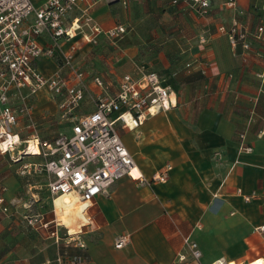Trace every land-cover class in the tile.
Returning <instances> with one entry per match:
<instances>
[{
    "label": "crops",
    "instance_id": "0c3cea01",
    "mask_svg": "<svg viewBox=\"0 0 264 264\" xmlns=\"http://www.w3.org/2000/svg\"><path fill=\"white\" fill-rule=\"evenodd\" d=\"M223 1L214 0L208 16H202L168 0L170 6L188 12L192 22L205 26L204 31L210 30L204 44L184 56L186 64L200 61L206 74L197 69L187 72L185 65L172 68L163 59L150 64L139 57L136 46L127 47L126 36L111 49L104 46L109 43L104 36L97 45L84 42L81 35L59 41L62 51L78 43V68L107 84L113 85L125 74L136 75L139 66L178 75L170 80L177 94L176 108L149 118L136 130H119L147 179L172 166L169 179L139 184L124 177L84 208L86 222L78 227L80 231L70 233L85 242L86 264H252L264 260V233L257 230L264 225V0H237V9L226 8ZM117 5L123 4L99 2L91 15L102 28H112L117 24L112 8ZM79 14L73 12L70 20ZM235 22L248 31L249 49L241 42L231 45L227 32ZM38 42L44 48L53 45L48 32ZM36 65L47 76L62 69L57 57L40 58ZM87 83L95 96L99 89L90 78ZM47 95L42 91L35 96L36 112L30 118L19 114L15 130L22 138H28L32 130L39 137L46 135L39 124L44 111L54 105ZM84 100H90L94 109L93 99ZM242 144L251 146L253 152H240ZM44 163L40 155L13 163L0 154V197L7 208L0 207V264H60V244L52 233L69 229L60 221L47 174L38 171ZM244 195L254 197L246 202ZM70 197L76 198L75 205L82 202L76 195ZM29 219H35L33 225ZM125 235L130 241L116 248L117 240ZM186 237L198 244L199 259L193 258Z\"/></svg>",
    "mask_w": 264,
    "mask_h": 264
},
{
    "label": "built area",
    "instance_id": "2783aa9c",
    "mask_svg": "<svg viewBox=\"0 0 264 264\" xmlns=\"http://www.w3.org/2000/svg\"><path fill=\"white\" fill-rule=\"evenodd\" d=\"M103 1L116 0H0V154L17 163L30 156V148L35 146L38 155L45 158L38 171L47 174L50 193L55 197L73 194L87 205L99 195L107 193L124 177H132L139 184L168 181L172 166L154 174L151 180L142 174L119 130H136L149 118L177 107V94L170 84L177 72L164 74L139 66L136 75L125 74L112 85L78 68L75 63L78 43H73L67 51L60 49V40L71 41L78 35L92 45L99 43L100 36L116 43L126 35L127 29L123 24L104 29L95 21L91 10ZM118 1L126 5L134 0ZM213 2L170 0L173 6L184 4L202 16L209 13ZM223 5L237 9V0H224ZM76 11L80 14L70 20V15ZM221 30L225 31L224 28ZM44 32L51 35V47L44 48L38 42ZM227 33L233 47L241 42L244 49H249L246 43L248 31L243 25L235 22ZM43 57L60 58L62 69L52 76L45 75L36 65V61ZM195 69L206 74L200 61L185 66L187 72ZM89 78L99 89L95 96L90 94ZM42 91L58 99L63 97L60 107L68 108L69 113L79 108L88 95L93 99L94 109L80 117L70 116L73 120L70 134L63 132L53 141H47L41 140L37 131L32 130L24 139L15 130L19 114L24 113L30 118L33 109L31 100ZM15 101L18 107L14 106ZM241 139L245 140L246 134H242ZM240 152L251 153L253 148L242 144ZM216 156L221 158L219 153ZM238 192L241 193V190ZM243 197L250 202L254 195ZM0 207L7 211L3 197H0ZM34 221L29 219L32 225ZM257 230L264 233V225ZM52 234L60 246L73 245L82 251L86 248L85 242L73 238L69 230L66 234L61 231ZM129 241V235L121 236L115 247L122 248ZM184 241L193 258L199 259L201 251L198 244L190 237ZM180 259L184 260L185 257ZM58 261L60 264L88 262L84 254L70 256L61 254V251Z\"/></svg>",
    "mask_w": 264,
    "mask_h": 264
},
{
    "label": "rangeland",
    "instance_id": "374dc122",
    "mask_svg": "<svg viewBox=\"0 0 264 264\" xmlns=\"http://www.w3.org/2000/svg\"><path fill=\"white\" fill-rule=\"evenodd\" d=\"M112 13L117 24H123L127 29L125 35V42L129 45L127 47L136 46L139 57L149 61L150 64L163 59L169 62L172 68L177 69L186 66L184 56L195 46L204 44L206 34L210 31H204L203 27L205 26L192 22L188 18V12L179 11L170 6L168 0H136L126 5L113 7ZM207 27L214 31L212 25ZM226 27L228 28V26ZM203 40L204 42H202ZM117 45H119L118 42L109 41L104 46L111 49L116 48ZM57 62L60 63L59 60ZM171 83L173 84L174 80ZM48 94L47 96L51 98L50 101L54 105L44 111L40 118L43 122L37 121L38 124H41H39V128L45 129L46 133V135L40 136L41 140L53 141L60 133L70 134V127L73 123L70 116L80 117L93 109L90 100L87 102L85 100L73 113H69L68 108L60 107V103L64 100L63 97L58 99L49 92ZM87 97L92 99L89 95ZM34 98L35 96L31 100L34 102L31 115L35 114L37 107L38 100H33ZM37 130L39 129L37 128ZM75 206L78 208L80 205L77 203ZM61 232L66 234L67 229L64 227Z\"/></svg>",
    "mask_w": 264,
    "mask_h": 264
},
{
    "label": "bare ground",
    "instance_id": "6f19581e",
    "mask_svg": "<svg viewBox=\"0 0 264 264\" xmlns=\"http://www.w3.org/2000/svg\"><path fill=\"white\" fill-rule=\"evenodd\" d=\"M29 154L38 155V149L32 145ZM70 195L71 194H64L57 197L55 204H57V208L60 210V221L64 226L69 229L72 234H74L75 230L77 229V231H80L81 229L79 228L81 227L79 226H83V224L86 222V219L83 215V211L84 208H86L88 205L84 202H81L79 203L80 206L78 208H75V203L77 202V200L76 198L71 199ZM252 264H264V260L261 259L256 262H253Z\"/></svg>",
    "mask_w": 264,
    "mask_h": 264
},
{
    "label": "trees",
    "instance_id": "16d2710c",
    "mask_svg": "<svg viewBox=\"0 0 264 264\" xmlns=\"http://www.w3.org/2000/svg\"><path fill=\"white\" fill-rule=\"evenodd\" d=\"M60 251L61 254L67 253L70 256L83 254L81 249L75 248L73 245L65 246V244H61Z\"/></svg>",
    "mask_w": 264,
    "mask_h": 264
}]
</instances>
